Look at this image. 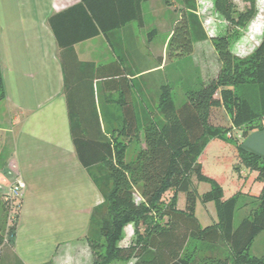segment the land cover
<instances>
[{
    "label": "crops",
    "instance_id": "obj_1",
    "mask_svg": "<svg viewBox=\"0 0 264 264\" xmlns=\"http://www.w3.org/2000/svg\"><path fill=\"white\" fill-rule=\"evenodd\" d=\"M80 1L0 0V63L6 95L0 103V204L10 208L3 222L5 243L0 246V264L92 263L86 233L102 195L72 142L66 78L73 92L71 103L88 107L83 119L95 120L97 116L101 130L110 137L130 117L142 122L157 113L162 85L171 88L188 78L191 81V68L198 70L205 82L216 76L220 66L210 39L196 40L189 55L167 56L176 20L168 23L160 13L171 8L183 10L184 0H141V20H129L64 49L48 19ZM145 8L160 18L157 28L146 23ZM67 20L62 17L57 22L63 31ZM113 20L103 21L113 24ZM63 31V35H71L70 29ZM160 31V42L155 44ZM69 49L72 52L66 51ZM182 61L188 62L185 71L178 66ZM91 106L95 114L90 112ZM218 116L231 126L223 108H211L209 121L213 125H221ZM257 124L262 127H255ZM251 126L254 128L246 136L241 135L243 128L232 127L230 133L243 149L264 160V118ZM140 141L143 148L142 134ZM17 180L26 185L22 196L8 197V188ZM12 208L15 218L10 224ZM210 214L208 222L198 220L203 228L216 223L217 218ZM133 261L117 259L110 264Z\"/></svg>",
    "mask_w": 264,
    "mask_h": 264
},
{
    "label": "trees",
    "instance_id": "obj_2",
    "mask_svg": "<svg viewBox=\"0 0 264 264\" xmlns=\"http://www.w3.org/2000/svg\"><path fill=\"white\" fill-rule=\"evenodd\" d=\"M117 2L121 4H107ZM140 2L81 0L51 15L48 24L60 47L68 49L76 42L99 32L106 33L129 20H141ZM184 3L185 8L180 11L168 41L170 59L189 55L196 40L207 39L194 13V1L184 0ZM229 3V0H215L222 13L230 11ZM252 13L253 10L237 13L234 23L244 25ZM62 17L67 21L73 17L64 31L57 23ZM105 19H114V23L104 24ZM79 22L83 25H78ZM69 29L71 35L61 33ZM210 40L220 63L215 77L203 82L197 90L188 89L179 106L173 101L171 88L162 85L156 107L160 120L149 115L144 121L136 122L130 117L110 137L101 130L97 116L95 120L83 119L82 113L88 107L71 103L73 92L65 79L72 142L78 159L89 170L102 195V202L91 213L86 233L91 264H110L117 259H133L132 264H264V255L250 254L255 239L264 231V186L255 207L235 224L238 197L224 199L220 185L202 173L198 161L212 138L225 136L232 127L243 128L241 135L246 136L254 128L251 125L264 118V30L255 49L244 57L230 51L228 37ZM63 55L62 50L65 70ZM5 97L0 63V103ZM215 107L228 113L230 127L210 125L209 112ZM90 112L96 113L94 106ZM255 127L261 128L262 124ZM122 134L128 138H138V134L143 137L144 147L129 159L126 157L128 143L121 140ZM235 146L240 161L264 179V160L237 142ZM190 175L211 185L201 198L204 202H213L217 221L204 228L195 216L198 195ZM168 190L185 195L183 209L176 208L174 197L167 207L159 209L158 204ZM164 215L166 221H158ZM129 223L134 225L136 239L120 245L124 227ZM4 230L0 227V246L5 243Z\"/></svg>",
    "mask_w": 264,
    "mask_h": 264
},
{
    "label": "rangeland",
    "instance_id": "obj_3",
    "mask_svg": "<svg viewBox=\"0 0 264 264\" xmlns=\"http://www.w3.org/2000/svg\"><path fill=\"white\" fill-rule=\"evenodd\" d=\"M191 1H194V13L198 18L207 39L223 35L228 37L230 41V51L239 57L247 56L255 49L263 33L264 0H254L255 3H253V5L244 0H229L231 9L227 13H222L217 9L215 0H205V3H203L204 0ZM246 10H253V13L252 16L247 17L245 24L240 25L234 23L238 19L237 13L245 12ZM143 13L146 23L152 24L150 28H157V23L160 18L148 8H145ZM179 16L180 11H175L174 8L160 13L161 19L166 20L168 23L169 21L173 22L177 20ZM173 24L174 23H172V27L174 26ZM161 36L162 32L160 31L159 36L155 40V44H159ZM185 63L188 62H179L178 66L183 68ZM181 71H185V68L181 69ZM210 79L211 77L208 78V80ZM203 80L204 78L201 76V73H199L198 70L191 68V81L190 78H188L187 81L178 82L175 86L170 85L175 105L179 106L184 102L185 86H188V89L197 90L201 87V84L204 82ZM152 108L153 107L150 106L149 110H152ZM1 110L2 106H0V111ZM151 116L157 121L160 120L159 115L155 112L152 113ZM220 119L221 121H219V123L221 125H213L210 121L209 123L212 126L229 127L224 118ZM121 140L128 143L129 148L127 150V159L141 148L140 134H138V138H127L122 136ZM235 142L236 140L232 137L230 132L223 137L212 138L200 155L198 161L201 164L202 173L207 177L214 179L220 185L224 199L231 196L238 197V207L234 218V223L238 224L239 220L243 216L249 214V211L255 207L258 202V197L264 186V179L259 177L257 171L244 165L240 161ZM190 182L198 195L196 196L195 210L198 220L202 222L201 224H203V222H208L209 219L207 217L211 215L210 213L216 218L213 202H204L201 198L204 193L210 190V183L198 181L194 175H190ZM173 197L175 198L176 208L181 209L185 202V195L181 192L177 193L172 190L165 192L162 197L163 201L158 204V206H160L159 209L162 211L163 208L167 207ZM6 209H10L6 203L3 202V204H0V227H4L3 222L8 211H6ZM14 215V209L12 208L10 215L11 219L9 221L10 224L13 223L15 218ZM148 217H152V214H149ZM158 221L165 222L166 216H161L158 218ZM141 230H143L142 227ZM135 239L134 225L129 223L124 227L123 236L119 241V244L125 245L128 241H134ZM250 254L256 256L264 255V231L255 240L250 250Z\"/></svg>",
    "mask_w": 264,
    "mask_h": 264
},
{
    "label": "built area",
    "instance_id": "obj_4",
    "mask_svg": "<svg viewBox=\"0 0 264 264\" xmlns=\"http://www.w3.org/2000/svg\"><path fill=\"white\" fill-rule=\"evenodd\" d=\"M25 183L22 180H17L15 183H13L9 188H8V197H16L19 198L22 196L23 191L25 189ZM137 200H140V198L137 196Z\"/></svg>",
    "mask_w": 264,
    "mask_h": 264
}]
</instances>
